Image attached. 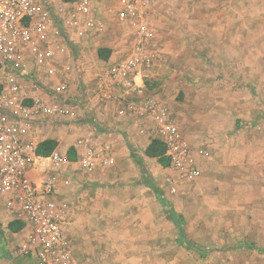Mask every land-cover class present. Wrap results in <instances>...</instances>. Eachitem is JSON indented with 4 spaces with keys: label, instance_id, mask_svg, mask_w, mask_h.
Wrapping results in <instances>:
<instances>
[{
    "label": "rangeland",
    "instance_id": "obj_1",
    "mask_svg": "<svg viewBox=\"0 0 264 264\" xmlns=\"http://www.w3.org/2000/svg\"><path fill=\"white\" fill-rule=\"evenodd\" d=\"M151 15L156 56L144 95L166 104L194 145H206L202 173L183 179L165 154H146L158 139L152 120L145 147L129 138L128 129L140 134L134 118L95 115L97 133H116L122 148L104 173L74 164L62 175L60 184L72 179L59 198L77 257L81 264H264V0H155ZM97 47L111 53L96 59L88 78L130 41L111 34ZM120 121L127 131L114 127ZM85 125L47 124L39 136L69 156L90 132ZM12 220L0 199V252L13 240Z\"/></svg>",
    "mask_w": 264,
    "mask_h": 264
},
{
    "label": "built area",
    "instance_id": "obj_2",
    "mask_svg": "<svg viewBox=\"0 0 264 264\" xmlns=\"http://www.w3.org/2000/svg\"><path fill=\"white\" fill-rule=\"evenodd\" d=\"M154 1L0 0V199L23 223L15 251L31 264H81L59 198L60 185L68 188L72 179L60 184L62 175L74 164L104 173L116 162L113 146L91 134L76 140L74 159L58 148L40 153L39 133L47 124L78 126L94 118L93 101L118 102V112L134 118L140 134L148 120L155 122L180 177L202 173L198 156L207 155L206 145L194 147L170 108L144 95V72L156 56ZM111 34L127 37L130 47L118 59H101L88 78L97 44ZM167 180L176 192L175 178Z\"/></svg>",
    "mask_w": 264,
    "mask_h": 264
},
{
    "label": "crops",
    "instance_id": "obj_3",
    "mask_svg": "<svg viewBox=\"0 0 264 264\" xmlns=\"http://www.w3.org/2000/svg\"><path fill=\"white\" fill-rule=\"evenodd\" d=\"M97 62L98 61L94 58V56H92V58L90 59V61L88 63V66H87V72L89 74H91L95 70V68L97 67ZM128 97H131V96H128ZM134 97L136 98V95H134ZM102 104L103 103L96 100V101H93L92 106H91L92 112H94V115H96V117H98L99 119L103 120L107 117L111 118L112 114H114L113 113L114 111H115V116H116L115 118H118L120 120H124V119H127L130 117V115L121 114L118 112V108H119L118 102L108 101V102H104L103 106H102ZM120 123H121V121H120ZM151 123H152V127H155V122L152 121ZM84 124H86V125L83 126V128L87 127V128H89V131L91 132V133L89 132L88 134H91L95 139H97L98 141H101V143L108 142L113 146V153H114L115 158L117 160L116 149L119 147L122 148L120 136L116 135V133H97L96 129H94L95 128L94 127L95 126L94 125L95 124L94 118L89 119V120L86 119V122H84ZM179 125H180L181 129L183 130L185 136L190 140L192 145L194 147H196V145H194V143H195L194 142V134L187 131L186 129L184 131V126H182L180 123H179ZM114 127L116 129H125V131H127V129H128L127 126H123L122 123L119 125L114 124ZM115 132H117V131H115ZM128 132L129 133L132 132L131 137H129V138H131L132 142L136 146L144 145L146 147L148 145L149 136H152V134H150V132H147L146 135L145 134L144 135L137 134L134 131H131L129 129H128ZM152 133L155 134L154 128H153ZM88 134H86V135H88ZM84 136H85V134H84ZM78 149L81 151L82 148H78ZM201 157H203V155H199L198 159L201 160L200 159ZM12 237H13L12 238L13 240H9L10 242L8 243V245H6L5 250H2L0 252V264H31L29 259H27L25 256L18 255L15 251L16 244L19 242L20 238L22 237L21 230H17V231L12 232Z\"/></svg>",
    "mask_w": 264,
    "mask_h": 264
},
{
    "label": "trees",
    "instance_id": "obj_4",
    "mask_svg": "<svg viewBox=\"0 0 264 264\" xmlns=\"http://www.w3.org/2000/svg\"><path fill=\"white\" fill-rule=\"evenodd\" d=\"M110 53H111V50L108 48L100 47L98 49V55L100 58H108ZM57 144L58 142L54 139H44L43 141L39 143L38 148H39L40 153L49 154L53 149L56 148ZM165 149L166 148L163 142H161L159 139H153L152 142L146 148V154L150 156L161 157L162 155L165 154ZM75 153H76L75 149L72 147L70 155H69L71 159L75 158ZM164 156H165V160H167V163H168L169 162L168 157L166 155ZM170 214H171L172 219L176 221L178 225L182 228V223L181 221H179L177 215H174L173 212H171ZM9 226L13 231H17L23 227V223L20 222L19 220H13L12 222H10Z\"/></svg>",
    "mask_w": 264,
    "mask_h": 264
}]
</instances>
